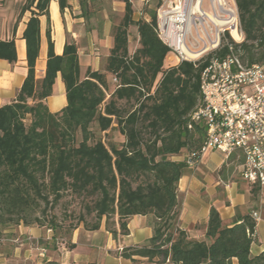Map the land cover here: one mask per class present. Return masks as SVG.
Masks as SVG:
<instances>
[{
    "label": "trees",
    "instance_id": "trees-1",
    "mask_svg": "<svg viewBox=\"0 0 264 264\" xmlns=\"http://www.w3.org/2000/svg\"><path fill=\"white\" fill-rule=\"evenodd\" d=\"M95 1L78 0L85 19ZM121 1L124 13L112 28L113 46L105 71L87 70L83 80L79 79L75 43L67 41L62 54L56 55L49 30L44 76L35 78L39 17H48L50 0H26L23 5L21 12L30 11L22 35L27 74L11 102L0 107V232L10 224H23L67 235L73 229H61L55 219L45 222L32 216L43 204L55 206L70 192L93 198L90 213H94V222L87 230H97L104 218L106 229L116 236L117 216L120 234L126 235L129 217L153 215L148 242L121 252L131 261L139 256L155 264H264V250L258 255L250 253L255 241L251 215L223 226L219 213L211 208L203 240L190 239L176 226V184L188 167L185 158L191 153L200 158L205 138L204 126L190 122V114L201 103L200 75L210 56L196 64L182 61L164 68L170 50L155 32L156 10L149 19L133 20L132 2ZM234 2L243 41L234 44L233 50L243 63L263 65L264 0ZM57 3L61 11L69 7L67 0ZM132 26L137 30L138 47L129 54L128 30ZM226 53L223 47L218 56ZM0 59L16 62L13 40H0ZM58 72L66 105L51 113L43 101L51 95ZM109 76L116 82L105 100ZM131 100L135 101L131 111L118 105ZM94 122L101 132L116 123L125 141L119 146L105 145L91 131ZM144 130H150L148 139L143 137ZM183 150L182 161L170 158Z\"/></svg>",
    "mask_w": 264,
    "mask_h": 264
},
{
    "label": "crops",
    "instance_id": "crops-1",
    "mask_svg": "<svg viewBox=\"0 0 264 264\" xmlns=\"http://www.w3.org/2000/svg\"><path fill=\"white\" fill-rule=\"evenodd\" d=\"M25 2L0 0V40H13L17 55L13 64L0 59V107L11 102L27 74L26 46L22 35L30 11L21 12ZM67 3L69 7L61 11L57 0H50L48 17H39L36 79H41L45 72L47 30L56 55L62 54L67 41L75 43L80 80L85 79L87 70L105 71L106 59L113 46L112 28L123 16L124 2L95 1L97 13L87 19L81 16L78 0H67ZM133 20H137L135 11ZM169 55L175 61L170 63L171 66L176 65L172 54H167L166 58ZM108 78L113 81L112 77ZM43 102L51 113L59 112L66 105L65 87L59 72L51 95ZM185 154L183 150L170 158L182 161ZM228 156L218 150H207L194 166L185 168L176 184L179 202L176 226L190 239L203 240L211 208L217 210L223 226H232L235 221H240L239 216L255 213V241L250 246V253L258 255L264 250V188L241 177L243 156L239 151H234L230 159ZM114 222L116 236L106 229L104 218L97 230L79 226L67 235H57L53 230L49 233L46 227L19 224L4 231L7 235L3 239L5 243L0 245V264H45L48 261L59 264H155L144 257L134 256V261H131L121 256L124 248L148 242L153 234V215L129 217L126 235L120 234L117 216Z\"/></svg>",
    "mask_w": 264,
    "mask_h": 264
},
{
    "label": "built area",
    "instance_id": "built-area-1",
    "mask_svg": "<svg viewBox=\"0 0 264 264\" xmlns=\"http://www.w3.org/2000/svg\"><path fill=\"white\" fill-rule=\"evenodd\" d=\"M156 18L155 32L177 64L210 56L200 75L201 103L190 114V122L205 128L200 157L207 150L239 151L241 177L264 188V65H247L233 50L243 41L234 1L161 0ZM199 159L191 153L185 162L194 166Z\"/></svg>",
    "mask_w": 264,
    "mask_h": 264
},
{
    "label": "rangeland",
    "instance_id": "rangeland-1",
    "mask_svg": "<svg viewBox=\"0 0 264 264\" xmlns=\"http://www.w3.org/2000/svg\"><path fill=\"white\" fill-rule=\"evenodd\" d=\"M158 2L159 0H132V6H134L133 9L135 11V19H149L150 13L156 10ZM94 8L96 9L97 5L95 3L90 4V15H95V13H97V9L95 10ZM137 47V30L136 27L132 26L128 30V53L132 54L137 49ZM169 57L170 59H168ZM168 58H166L164 62V68L170 67L175 62L172 59L171 55H169ZM158 79L159 76L157 77V81ZM114 88V82L108 78L105 100L109 99L110 93L114 90ZM134 104V100H131L129 102H118V105L123 109V111L133 110L135 107ZM90 128L94 136L97 139H100L105 145H107L108 143H113L119 146L125 141V137L118 131L116 123H113L111 128L104 132L98 130L97 124L95 122L91 124ZM149 131L150 130L143 131V137L145 139H148L150 137ZM92 204L93 198L91 197L78 196L67 192L62 196V198L55 206H52L51 203H49L48 205L43 204L32 217L38 216L42 221L45 222L51 219H55L61 229H75L79 226L85 229L87 226L91 225L94 222V213H90V210L92 209ZM115 217L116 216H114V219ZM15 226L16 225L14 224H10L1 230L0 245H3L5 243L3 239L6 238L5 235H7V233H5L4 231Z\"/></svg>",
    "mask_w": 264,
    "mask_h": 264
},
{
    "label": "bare ground",
    "instance_id": "bare-ground-1",
    "mask_svg": "<svg viewBox=\"0 0 264 264\" xmlns=\"http://www.w3.org/2000/svg\"><path fill=\"white\" fill-rule=\"evenodd\" d=\"M221 1V0H220ZM232 34L235 36V32L234 31H232Z\"/></svg>",
    "mask_w": 264,
    "mask_h": 264
}]
</instances>
